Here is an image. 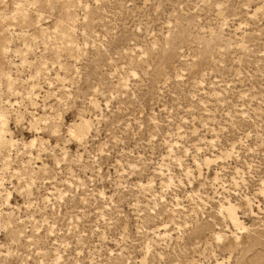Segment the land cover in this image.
Masks as SVG:
<instances>
[{"label": "rangeland", "instance_id": "obj_1", "mask_svg": "<svg viewBox=\"0 0 264 264\" xmlns=\"http://www.w3.org/2000/svg\"><path fill=\"white\" fill-rule=\"evenodd\" d=\"M0 264H264V0H0Z\"/></svg>", "mask_w": 264, "mask_h": 264}]
</instances>
